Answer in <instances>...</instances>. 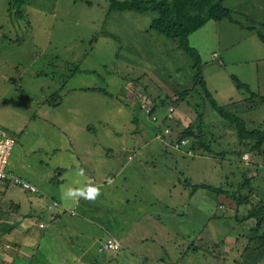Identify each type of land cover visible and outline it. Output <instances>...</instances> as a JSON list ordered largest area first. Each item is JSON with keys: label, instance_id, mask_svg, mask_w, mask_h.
I'll list each match as a JSON object with an SVG mask.
<instances>
[{"label": "rangeland", "instance_id": "rangeland-1", "mask_svg": "<svg viewBox=\"0 0 264 264\" xmlns=\"http://www.w3.org/2000/svg\"><path fill=\"white\" fill-rule=\"evenodd\" d=\"M90 1L92 6L76 0H35L25 8L27 17L17 23L9 13L13 0H0V126L17 139L14 164L11 167V161L10 169L15 172L13 168H24L26 159H29L33 166L35 163L41 165L43 161L46 163L49 154L40 156V153L35 151L39 145L48 144L51 135L47 134L48 131L51 133L53 130L58 138L63 128L79 129L82 125H91L96 131L95 144H100L101 148L109 145L117 149L120 161L124 156L120 151L121 143L137 146L141 150L137 153L135 164L144 160L149 166H145L139 175L130 177L127 182L123 176L119 177L115 193L114 190H108L106 185H101L100 211H112V208L113 211H137V207L141 206L143 210L160 211L164 215L165 211L173 210L172 202L182 203L183 199L170 189H178L181 180H185L184 175L195 182L214 186L231 184L234 191V185L241 181L242 174L230 163L202 155L194 161L174 153L178 156L177 163L167 155L165 158L161 155L160 158L158 155L154 156L155 150H162L159 142L149 144L150 142H146L149 139L145 141V136L137 140L126 136L129 133L127 129L135 127L134 114L143 121L147 119L139 109L133 108L135 104L132 97L129 96L130 100L123 93V86L128 80L141 76L144 79L143 85L150 91H182L192 87L194 83L192 60L173 40L151 29L154 13L119 12L111 10L108 0ZM225 6L234 11V19L239 23L229 19L221 22L211 21L190 39L191 45L202 55L203 62L213 60L212 54L215 51L221 53L223 59H227L225 66H209L210 73L206 77L209 87L221 105L239 102L247 97L246 92L238 91L230 75L237 76L264 97V43L245 28L252 26V21L258 28L264 25V0H225ZM13 23L21 30H17ZM70 73L77 75L70 84H64V88H61L63 76L65 78V75ZM114 81L120 82L115 86ZM91 87L104 91L101 97L110 99L104 102L110 107L111 113H101L90 119L81 117L70 123L67 119L70 111H78L80 116L84 114L82 104L86 102L88 95L85 89ZM80 89L84 92H80ZM56 94L58 98H54ZM111 94L114 99L110 97ZM128 99L132 104L130 107H126ZM191 99L197 102L198 95ZM260 103L246 116L252 121L261 119L264 126V105ZM207 108L208 114L213 113L219 118L211 106L208 105ZM114 133H123L125 136H114ZM226 133H230L226 139L217 136L221 145L232 143L233 130L226 128L221 135ZM147 144L150 146L145 147ZM215 146H218L217 143ZM131 152H134V149H129L125 161ZM84 161L87 163L88 160ZM38 167L40 166L37 165ZM133 172V169L130 170V174ZM153 181L157 182V195L164 203L158 204V207H148L141 200L137 203L134 195L147 193L148 186L154 187ZM137 185L139 187L136 189ZM66 200L75 207L76 201ZM219 200L224 202L219 216L231 214L238 217L237 229L233 230L229 222L226 225V221L212 219L209 209H194L197 211V218L163 217V222L175 230L174 232H169L167 228L164 232H155L156 228L149 226L147 230L136 233L138 238L143 237L144 233L155 237L148 241V245L152 247H147V244L142 242L141 246L131 250L132 253L122 251V255L127 258L158 257L165 263L173 264V252L180 250L186 238L195 241L194 236L186 234L192 233L196 227L200 230L203 223L209 219H212L213 226L219 224L229 229L232 237L227 245L228 248L234 247L240 238V230L248 232L250 224H255L256 220L246 216L251 205L239 206L235 200L223 195L212 203L218 204ZM79 201L82 203L81 211H87V208L88 211H93L88 207L89 202L83 199ZM51 202V199L43 202L46 211H50L47 206ZM128 206H131L130 210H127ZM78 208L79 206L77 211ZM130 222L127 221L126 224L129 225ZM172 225L175 228L171 227ZM6 240L9 241L7 237ZM173 242L172 248L166 247ZM52 244L54 243L51 241L44 242L42 248L37 249L38 255L31 263L45 264V256H51L49 264L60 262V255L56 254L64 253V249L55 251L54 247H50ZM157 247L160 251L158 256ZM147 250L151 251H148V255H143ZM1 251L8 252L9 248L3 247L0 242V253ZM131 261L136 260H125ZM149 264L155 263L151 261Z\"/></svg>", "mask_w": 264, "mask_h": 264}, {"label": "crops", "instance_id": "crops-1", "mask_svg": "<svg viewBox=\"0 0 264 264\" xmlns=\"http://www.w3.org/2000/svg\"><path fill=\"white\" fill-rule=\"evenodd\" d=\"M14 25L15 23H13ZM208 70L207 73H210ZM100 97L99 95L95 100L103 101ZM46 114L49 115L48 112ZM65 114L66 111H64ZM67 116L70 123L76 122L80 117L78 111H70ZM139 132L141 131L138 130L133 135V140L144 136L143 131ZM64 133H68L73 140L79 143L88 138L92 145L87 146L88 149L82 151L80 156H73L71 152L65 151L64 144H62L63 137L61 135ZM47 134H51L48 144L39 145L35 151L42 153V156L49 154V158L44 157L47 159L46 163L43 161L41 165L37 164L40 166L37 168L36 163L33 166L30 160L26 159L27 163L24 164V168H13L17 175L39 186L42 196L39 194L29 195L26 191L24 193L10 183L0 182V242L3 247L7 245L11 246V248L16 247L17 249H14L16 251H11V255L19 259L21 263L32 264V260L38 255L37 249L42 248L44 242L51 241L54 244L50 247H54L55 251L64 249V253L56 254L60 255L61 259L56 264H149L151 261H154L155 264H168V262L165 263L158 257L127 258L126 255H122V251L132 253L131 250L141 246L142 242L147 244V247H152L148 245V241L155 237L149 235V233H144L143 237L140 236L141 238H138L136 233L143 232V229L147 230L149 226L155 227L157 230L155 232H164L166 228L169 232H174L175 230L170 229L163 222V217L192 219L195 216L197 218V211H194V209H209V215L212 219L218 215L221 221H226V225L229 222V226L233 230L238 228L234 223L236 216L231 214L224 217L219 216V210L223 208L221 206L223 202L219 200L218 204L212 203L219 196L216 198L215 194L201 191V193L191 197L190 189L181 184L175 191L173 188L170 190H172V193L176 192L175 195L183 199L182 203L172 202L173 210L165 211L164 215L160 211L143 210L141 206L137 207V211H113L114 208H112V211H100L101 202L99 198L96 203H88V207L93 211H88V208L87 211H81L82 203L78 201V203H75V207L72 206L62 197L64 191L70 187L80 188L84 186L88 179H91L100 188L101 185H106L105 187L109 188L108 190H114L115 193L116 189H118L116 182L119 177L123 176L127 182L128 179H131L130 177L139 175L141 169L143 170L147 166V162L140 160L138 164H135V160L138 157L137 153L141 149L137 146H129L123 143L120 144V151H122L124 156L122 155L123 157L121 158L123 161H120L117 157V149L109 145L101 148L100 144H95L94 135L87 132L83 125L79 129H61L58 138H56L53 130L51 133L48 131ZM115 135L122 137L124 134L114 133ZM126 136L128 137V135ZM152 143L150 142L149 144ZM149 146L147 144L145 147ZM161 147L162 150H159V148L155 150L154 156L161 155L165 158L167 155L178 163L174 156L166 154L167 151L164 146ZM130 148L134 149V152H131L128 160L125 161ZM84 159L88 160L86 164ZM11 161L12 167L14 164L13 155ZM77 168H83L85 175H77ZM132 169L134 172L130 174ZM152 186L154 187L148 186L147 193L134 195L137 203L138 200H141L148 207L164 203L158 198L157 182L153 181ZM138 187L139 185L136 186V189ZM102 197L106 199L103 195ZM46 199H54L60 202L62 206L69 208L68 210L70 211H62V209L44 211L45 204L43 202ZM114 205L116 204L114 203ZM77 206H79L78 211ZM128 207L129 209L127 210H130L131 206ZM119 209L118 206L117 210ZM212 219L207 220L206 218L207 221L203 223V227L200 230L196 227L192 233L186 234L190 237L194 236L195 241L188 237L186 238L185 235L186 240L181 244L180 250L177 252L172 251L174 256L173 264H239L242 249L249 247L251 245L250 238L255 236L254 228L256 223L250 224L248 232L244 229L240 230V238L236 241V245L228 248L227 243L232 237L229 229L219 224L213 226L211 224ZM127 221H131L129 225L126 224ZM195 222H197V219H195ZM171 227L175 228L173 225ZM214 235H216V238H214ZM6 237L9 241L6 240ZM111 237L122 243V251H101L102 243ZM173 245L174 242L166 247L172 248ZM148 251L151 250L143 252V255H148ZM162 252L164 254V250ZM159 253L160 251L157 247V256ZM44 259L43 262L49 264L51 256H45ZM126 259H134L136 261L125 262Z\"/></svg>", "mask_w": 264, "mask_h": 264}, {"label": "trees", "instance_id": "trees-1", "mask_svg": "<svg viewBox=\"0 0 264 264\" xmlns=\"http://www.w3.org/2000/svg\"><path fill=\"white\" fill-rule=\"evenodd\" d=\"M32 1L35 0H13L10 4L9 13L13 19L17 20V23L27 17L25 8L29 6ZM76 1L85 2L90 6L93 5L90 0ZM108 1L110 3L111 10L119 12H137L140 14L148 12L154 13L155 18L150 25L151 29L173 40L177 46H179V48L183 50L192 60L191 68L194 70L193 86L182 91H169L165 93L159 89H157V91H150L147 86L145 87L143 85L144 79L141 76L130 81L128 80V82L123 86V93L126 98H129V96L132 97L135 104V107L133 108L139 109L147 118L146 121H143L142 118L134 114L133 123L135 127L127 129L129 132L128 137L132 139L133 135H135L138 130L141 132L143 131L145 139H149L147 141L148 143L159 142L161 146L165 147L167 151L166 154L174 156L177 160L178 156L174 153L184 156L185 159L189 158L194 161L199 155H202L203 157L210 159L219 158L221 162L226 161L230 163L232 167H236V170L241 172L242 177L241 181L238 182L237 185H234V191H232L233 186L231 184L214 186L207 183L195 182L185 175V180H181V185L190 189L191 197L201 193V191H208V193L215 194L216 198L221 195L226 198L229 197L235 200L239 206L251 205V209L247 211L246 216L256 220V226L254 228L255 236L251 238L249 237L251 245L242 249L240 253L241 261L238 263L263 264L264 126L261 123V119L252 121L246 115L252 109L257 107V103L261 102L260 104L264 105V97L255 92L250 85L242 82L237 76L230 75V79L238 91L246 92L247 97L239 102L221 105L214 92H212V89L209 87L206 78L208 73L205 74V72L212 64L216 66H225L227 59H223L221 53L216 51V53L212 56L213 60L203 62L204 59L199 50L194 48L190 41L191 36L194 33L203 29L211 21L221 22L225 19H229L235 23H239L234 19V11L225 6V0ZM198 6H201V8H198ZM15 28L17 30H21V28L16 25ZM245 28L250 30L253 35H256L264 43V25H261L258 28L252 21V26H245ZM77 73L66 74L65 78L63 76V83L60 85L61 88H64V84H70ZM80 73L82 72H79L78 74ZM118 82L120 81H114L115 86L119 84ZM85 90L87 91L86 93H88L86 102L82 104L85 112L79 117V119L81 117L90 119L101 113H111L110 107L106 104V102H104V100L110 101L108 97H100L103 101H97V99L95 100V98L99 95H103V90L94 87L86 88ZM80 92H84V90L80 89ZM161 94H163V97H161ZM196 95H198V101L194 102L191 97ZM110 97L112 99L115 98L112 94ZM160 97L161 99H159ZM54 98H58V94L54 95ZM61 99L62 97H60V100ZM129 99L126 107H130V105L132 106L130 101L131 99ZM258 100H260V102H258ZM208 105L217 112L219 118H216L213 113L208 114L206 112ZM245 112L247 113L245 114ZM214 122L215 124H213ZM0 128L4 129L1 126ZM84 128H86L87 132L93 134L95 138L96 131L91 127V125L86 127L84 126ZM226 128H231L233 130L234 137L232 143L228 142L225 145H221L222 143L218 140L217 136H219V138L226 139L230 133L221 135V132L224 133ZM8 133L13 136L10 132ZM64 134L61 135L63 137L62 144H64L65 151L71 152L73 156H80L82 151L88 149L87 146L92 144L88 138L81 141V144L73 140L68 133ZM215 143H217L218 146H215ZM16 145L17 139L15 138L14 147L12 148L11 155L9 156V164L7 166V170L12 176L11 178L0 180V182L10 183L22 190L24 193L26 191L29 195L39 194L42 196L39 186L31 183L28 179L17 175L10 169V163L12 155L13 157L15 155L14 150ZM40 156H42V153H40ZM249 156H251L250 162H248ZM17 177L33 184L37 190L32 191L31 189L26 188L23 184L14 181ZM243 189L246 190L243 191ZM51 200L52 202L48 204L47 210L54 211L62 209L64 211H70L68 210L69 208L62 206L60 202L54 199ZM43 210L46 211L45 208ZM216 216L217 217H214L213 219L218 220L220 217H218V215ZM234 219L235 224H237L239 221L238 217H235ZM214 238H216V235H214ZM111 239L118 241L113 237L108 238L102 243L101 251H122L123 246L120 241H118L119 247L109 250L105 249V245ZM14 249L17 248L10 247L8 252L1 251L0 264H24L21 263L19 259H16L11 255V251Z\"/></svg>", "mask_w": 264, "mask_h": 264}, {"label": "built area", "instance_id": "built-area-1", "mask_svg": "<svg viewBox=\"0 0 264 264\" xmlns=\"http://www.w3.org/2000/svg\"><path fill=\"white\" fill-rule=\"evenodd\" d=\"M15 138L11 136L6 130L0 128V180L11 178V173L7 170L9 164V156L11 155L12 148L14 147ZM16 182L23 184L26 188L36 191L37 188L27 182L26 180L15 178ZM10 248L9 245L5 246ZM119 247V243L116 240L111 239L106 245L105 249H113Z\"/></svg>", "mask_w": 264, "mask_h": 264}, {"label": "clouds", "instance_id": "clouds-1", "mask_svg": "<svg viewBox=\"0 0 264 264\" xmlns=\"http://www.w3.org/2000/svg\"><path fill=\"white\" fill-rule=\"evenodd\" d=\"M76 174L79 176H84V169L77 168ZM101 194L100 186H97L91 179H88L84 186L80 188H68L62 193V197L65 199L74 200L77 203L80 199L94 203L101 196Z\"/></svg>", "mask_w": 264, "mask_h": 264}]
</instances>
